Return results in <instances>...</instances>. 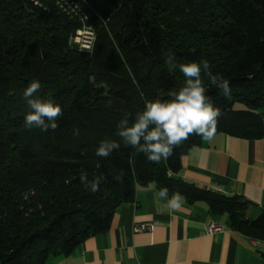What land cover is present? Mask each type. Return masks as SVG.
Listing matches in <instances>:
<instances>
[{"label": "trees", "instance_id": "obj_1", "mask_svg": "<svg viewBox=\"0 0 264 264\" xmlns=\"http://www.w3.org/2000/svg\"><path fill=\"white\" fill-rule=\"evenodd\" d=\"M86 2L87 15L75 19L51 0H0V264H45L68 254L106 230L116 208L151 182L187 204L206 203L234 231L264 234V210L251 218L249 200L180 176L181 156L200 136L154 164L117 135L119 121L125 114L133 121L145 99H170L184 85L178 67L168 70L174 56L177 65L207 59L213 76L230 81L232 95L224 97L201 73L222 112L217 132L260 137L264 0ZM87 19L95 30L89 50L70 41ZM33 80L41 83L37 96L62 108L55 131L24 126L30 108L23 92ZM104 140L120 143L106 159L95 155ZM82 175L102 176L100 190L85 188Z\"/></svg>", "mask_w": 264, "mask_h": 264}, {"label": "crops", "instance_id": "obj_2", "mask_svg": "<svg viewBox=\"0 0 264 264\" xmlns=\"http://www.w3.org/2000/svg\"><path fill=\"white\" fill-rule=\"evenodd\" d=\"M262 133L247 139L217 132L212 141L181 156L180 176L197 186L249 200L250 217L264 210V105ZM147 189V190H145ZM154 182L138 186L131 202L120 204L109 227L83 240L68 254L45 264H264V234L232 230L224 216H211L200 201L178 209L157 198ZM169 195V194H168ZM171 197V195H169ZM151 230H135L140 224ZM220 228L209 233V224Z\"/></svg>", "mask_w": 264, "mask_h": 264}, {"label": "clouds", "instance_id": "obj_3", "mask_svg": "<svg viewBox=\"0 0 264 264\" xmlns=\"http://www.w3.org/2000/svg\"><path fill=\"white\" fill-rule=\"evenodd\" d=\"M166 63L169 72L179 68L185 78L184 85L178 91L171 92L170 99H145L143 110L136 113L133 121L130 122L129 115L125 114L117 125V135L125 145L143 153L146 160L154 164L169 160L174 150L192 136H200L209 142L216 136L218 118L222 112L207 94L201 79L202 71L210 78V83L218 90V94L224 97L232 95L230 81L213 76L212 65L207 59L177 65L175 57L170 56ZM40 90L41 83L38 80L31 81L24 89L23 97L30 108L24 116V126L29 129L38 128L43 132L55 131L59 127L57 121L63 115L62 108L51 99L37 96ZM73 134L79 135L78 129ZM119 149L120 143L116 140H104L96 149L95 155L106 159ZM199 151L197 145L190 149L193 154ZM167 174L172 175L171 169ZM80 179L85 188L95 193L100 190L103 177L89 181L86 175H82ZM113 179L121 181L122 174L114 176ZM168 193L169 189L162 187L157 198L167 201L166 207L169 209L181 207L183 195L174 192L169 197Z\"/></svg>", "mask_w": 264, "mask_h": 264}, {"label": "rangeland", "instance_id": "obj_4", "mask_svg": "<svg viewBox=\"0 0 264 264\" xmlns=\"http://www.w3.org/2000/svg\"><path fill=\"white\" fill-rule=\"evenodd\" d=\"M59 9L74 17L75 19L84 18V15H87L88 5L86 0H51ZM87 17V16H86ZM81 32L76 33V31L71 34L70 41L76 44L80 48V44H84L89 38L95 36L94 27L91 24H88V19L82 20ZM77 35L79 38H74V35ZM186 39V38H185ZM188 40V38H187ZM190 43V42H189ZM82 49V48H81Z\"/></svg>", "mask_w": 264, "mask_h": 264}, {"label": "built area", "instance_id": "obj_5", "mask_svg": "<svg viewBox=\"0 0 264 264\" xmlns=\"http://www.w3.org/2000/svg\"><path fill=\"white\" fill-rule=\"evenodd\" d=\"M81 30H82L81 28L77 29L76 30V33L81 32ZM74 38L78 39L79 37L75 34L74 35ZM93 41H94V36L91 37V38H89L84 44H80L79 45L80 46V49L82 48V49H85V50H89L92 47ZM151 228H152V226L149 223H147V224H144L143 223V224H140L138 226H135V230H137V231H141V230H151ZM219 228L220 227L218 225H216L214 223H211V224H209L207 230H208L209 233H212V232H214L215 230H217Z\"/></svg>", "mask_w": 264, "mask_h": 264}]
</instances>
